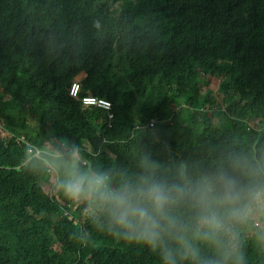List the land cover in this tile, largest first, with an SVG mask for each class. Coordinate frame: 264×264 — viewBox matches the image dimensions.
I'll return each instance as SVG.
<instances>
[{
	"label": "trees",
	"instance_id": "obj_1",
	"mask_svg": "<svg viewBox=\"0 0 264 264\" xmlns=\"http://www.w3.org/2000/svg\"><path fill=\"white\" fill-rule=\"evenodd\" d=\"M53 138L114 173L145 154L161 172L260 161L264 0H0V264H158L42 189L25 147Z\"/></svg>",
	"mask_w": 264,
	"mask_h": 264
},
{
	"label": "clouds",
	"instance_id": "obj_2",
	"mask_svg": "<svg viewBox=\"0 0 264 264\" xmlns=\"http://www.w3.org/2000/svg\"><path fill=\"white\" fill-rule=\"evenodd\" d=\"M25 153L27 169L50 179L53 193L158 264H249V244L264 253V158L235 154L209 169L179 162L161 172L145 154L135 171L114 173L85 163L72 141L49 139Z\"/></svg>",
	"mask_w": 264,
	"mask_h": 264
},
{
	"label": "built area",
	"instance_id": "obj_3",
	"mask_svg": "<svg viewBox=\"0 0 264 264\" xmlns=\"http://www.w3.org/2000/svg\"><path fill=\"white\" fill-rule=\"evenodd\" d=\"M79 91H80V86H79V81H76L70 90V96L72 98H78L79 95ZM82 104L85 107H96L99 110L105 111L110 113L112 110V105L107 102L106 100H102V99H97L95 97H86L82 100ZM87 163V162H85Z\"/></svg>",
	"mask_w": 264,
	"mask_h": 264
},
{
	"label": "rangeland",
	"instance_id": "obj_4",
	"mask_svg": "<svg viewBox=\"0 0 264 264\" xmlns=\"http://www.w3.org/2000/svg\"><path fill=\"white\" fill-rule=\"evenodd\" d=\"M83 78H84L83 76H80V77L76 78V81H81ZM218 84H219V81H218L217 79H213V80L210 82V86H209L208 89L213 90V92H214V99H216L218 103L222 104L223 101H222L221 94H220V92L218 91ZM205 91H206V90H203V89H202V95H205V94H206ZM41 186H42V189H43L48 195H49V194H51V195L53 194V192H52V190H51V188H50V179H48L47 182L42 183ZM71 210H73V209H71ZM69 213H72V212H69ZM67 215H69V214L67 213Z\"/></svg>",
	"mask_w": 264,
	"mask_h": 264
},
{
	"label": "crops",
	"instance_id": "obj_5",
	"mask_svg": "<svg viewBox=\"0 0 264 264\" xmlns=\"http://www.w3.org/2000/svg\"><path fill=\"white\" fill-rule=\"evenodd\" d=\"M83 77H85V76H83ZM84 79V78H83Z\"/></svg>",
	"mask_w": 264,
	"mask_h": 264
},
{
	"label": "bare ground",
	"instance_id": "obj_6",
	"mask_svg": "<svg viewBox=\"0 0 264 264\" xmlns=\"http://www.w3.org/2000/svg\"><path fill=\"white\" fill-rule=\"evenodd\" d=\"M80 93V92H79ZM25 140V139H24Z\"/></svg>",
	"mask_w": 264,
	"mask_h": 264
}]
</instances>
